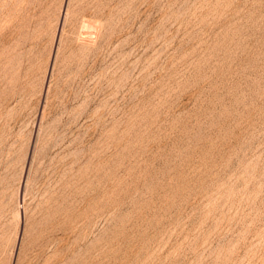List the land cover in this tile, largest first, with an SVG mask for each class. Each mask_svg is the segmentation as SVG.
Wrapping results in <instances>:
<instances>
[{"label":"rangeland","instance_id":"obj_1","mask_svg":"<svg viewBox=\"0 0 264 264\" xmlns=\"http://www.w3.org/2000/svg\"><path fill=\"white\" fill-rule=\"evenodd\" d=\"M0 264H264V0H0Z\"/></svg>","mask_w":264,"mask_h":264},{"label":"bare ground","instance_id":"obj_2","mask_svg":"<svg viewBox=\"0 0 264 264\" xmlns=\"http://www.w3.org/2000/svg\"><path fill=\"white\" fill-rule=\"evenodd\" d=\"M87 24H88V23H87ZM86 27H89V26L86 25Z\"/></svg>","mask_w":264,"mask_h":264}]
</instances>
